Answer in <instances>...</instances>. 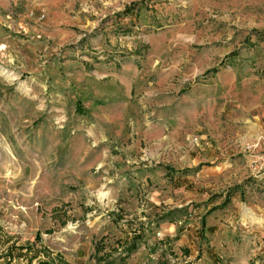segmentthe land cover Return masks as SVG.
I'll return each mask as SVG.
<instances>
[{
  "label": "rangeland",
  "instance_id": "obj_1",
  "mask_svg": "<svg viewBox=\"0 0 264 264\" xmlns=\"http://www.w3.org/2000/svg\"><path fill=\"white\" fill-rule=\"evenodd\" d=\"M48 1L0 0V264H264V176L243 175L264 133V0H52L74 31L49 38ZM69 61L106 93L83 74L90 101L53 99ZM70 121L113 142L106 163L82 142L66 164L39 152Z\"/></svg>",
  "mask_w": 264,
  "mask_h": 264
},
{
  "label": "crops",
  "instance_id": "obj_2",
  "mask_svg": "<svg viewBox=\"0 0 264 264\" xmlns=\"http://www.w3.org/2000/svg\"><path fill=\"white\" fill-rule=\"evenodd\" d=\"M16 1H19V0H16ZM20 1H23V0H20ZM29 1L30 0H27L28 3H29ZM51 1L52 0L48 1L49 4H48V2H47V4H46V2L44 3V8H46L47 13H48V21L51 18L53 20L54 19H57V20H55L56 24H53L52 26L43 27V30L46 32L45 34L47 35V37L48 38L51 37L52 34L59 37L63 34H68L69 32L74 31L73 29H70L66 25V24H69V26H71V24H70L71 22H69L70 20L67 19L65 17V15L62 13V10H60L61 7L58 5H52ZM30 4H33V3H30ZM38 13H39V11H38ZM73 19H74L73 22L76 21V23H79L81 21V18H79V17H77V19L76 18H73ZM53 38H56V37H53ZM98 39L100 41L103 40L102 37H98ZM101 43H102L101 45H103V42H101ZM76 63L77 62L69 61V63L66 64L67 68H70V70L66 71V73L71 72L72 75H74L75 77L68 74V77L65 78V75H63L61 72H58L59 74H56V73L54 74V75H58V76H56V78L61 77L62 79L60 78V80H57V81L61 82L60 84L59 83H57L56 85L54 84V92L52 93L51 96L53 99H58V100L63 99V100H66V102L70 101L71 106L69 107V109H71V107H73L77 103L78 99H84V100L87 99L89 101L91 100L89 98V96H91V95H88L87 91H80L79 92L78 89L74 88L75 84H76V86H79L78 85L79 83L76 82V81H78L77 79H81V77L88 74V73H85L84 71H82L81 64L79 65ZM90 75H92V74H90ZM88 77H91L94 79V83H92L93 88L105 89V93H106V81L102 82V80H100L98 77H97V79H98L97 80L93 75L88 76ZM64 85H66V86H64ZM110 86H111V88H114L116 90L118 89L116 87V85L110 84ZM93 88H91V89H93ZM67 93H70L73 96V99L75 100L74 102H73V100L69 99ZM97 96H100V98H102V100L106 98V95H103V94H100ZM119 96H117L116 98H121V96L120 97ZM125 98H127V97H125ZM105 104L106 103L102 102L103 106ZM97 105L100 106L101 104L98 102ZM99 111H100V109H97L95 112H99ZM93 115H95V114H93ZM68 124H69L68 127H70V125L72 127L71 130L69 128V131H71L73 133V135H75L74 137H72V135H66V137L64 138L63 134L59 135L58 129L54 128L51 130L48 127H44L43 129H45V133H46L47 137L48 138L50 137L51 139H47L46 137L44 138L45 135L40 134L41 140L39 141V145H38L40 148L39 152L41 153V149H43V148L46 149L49 147L51 149L54 147L53 148L54 151L50 150L48 152L50 154V157L55 158V161H52V162H56V164L57 163L66 164V163L70 162V159H72L71 156H72L73 146L78 145V143L82 142V143H88L87 147L88 148L90 147V149H91L90 153L88 155H86V160L92 159L94 157L93 155H96V156H100V158H101V160L97 161V163L99 165H101L102 163L103 164L106 163V157L108 156V154H106L105 147L107 144L112 145L113 142L109 141V140L106 141V138L100 139V135L99 136L97 135L101 132V129L99 128V126L94 123V124H91L89 128L85 129V128H81L79 126L76 127V125L71 124V121ZM53 132H55L54 140H52V137H51ZM80 132H82L83 134L79 135ZM104 136H106V135H104ZM58 137H59V140L62 139L61 140L62 142H60V141L58 142ZM43 138H44V140H43ZM51 144H52V146L50 147ZM60 147L63 148L64 150L60 154H58L57 151H58V148H60ZM103 150H105V151H103ZM68 152L70 153L71 156H68V154H67ZM235 159L236 160H231V161H235V163H231L230 168H233V165H236V167H239L238 161L240 163V160L238 157ZM243 159L246 160V161H243V163L247 162L246 163L247 165L244 168L245 171L243 172V175L245 176V175L249 174L248 155L244 154ZM43 162L45 163V160H43ZM50 162H51V160L49 162L46 160V163L50 164ZM71 163H72V160H71ZM116 163H118V162H116ZM221 164H222V162H218L217 166L215 167V172L213 174L224 175V172H226L230 169L229 167H224V165H222V167H221ZM137 174H139V173H137ZM137 174L135 175L134 173H126V174L123 173V175H121L119 178L121 180H115L114 183H116V185L118 187H120V188L122 187L121 188L122 192H126L127 195L130 196L131 194L136 193V190H137V186H138L137 185V183H138L137 179L139 177V176H137ZM152 180H155L157 182L158 178L157 179L152 178ZM120 197H122L121 193H120Z\"/></svg>",
  "mask_w": 264,
  "mask_h": 264
},
{
  "label": "built area",
  "instance_id": "obj_3",
  "mask_svg": "<svg viewBox=\"0 0 264 264\" xmlns=\"http://www.w3.org/2000/svg\"><path fill=\"white\" fill-rule=\"evenodd\" d=\"M41 17L44 18L45 15L42 14ZM246 147L250 151L248 158L255 177L264 176V133L260 132Z\"/></svg>",
  "mask_w": 264,
  "mask_h": 264
},
{
  "label": "trees",
  "instance_id": "obj_4",
  "mask_svg": "<svg viewBox=\"0 0 264 264\" xmlns=\"http://www.w3.org/2000/svg\"><path fill=\"white\" fill-rule=\"evenodd\" d=\"M131 247H134V245H132ZM122 261L125 262V258L122 257L121 255L116 256L115 254H113V255H109L106 258V264H120Z\"/></svg>",
  "mask_w": 264,
  "mask_h": 264
}]
</instances>
